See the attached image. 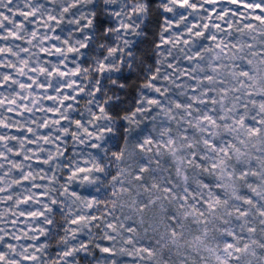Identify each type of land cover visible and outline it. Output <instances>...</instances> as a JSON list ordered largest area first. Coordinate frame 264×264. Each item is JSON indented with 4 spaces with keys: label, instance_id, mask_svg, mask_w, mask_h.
I'll return each mask as SVG.
<instances>
[{
    "label": "clouds",
    "instance_id": "clouds-1",
    "mask_svg": "<svg viewBox=\"0 0 264 264\" xmlns=\"http://www.w3.org/2000/svg\"><path fill=\"white\" fill-rule=\"evenodd\" d=\"M0 264H264V0H0Z\"/></svg>",
    "mask_w": 264,
    "mask_h": 264
},
{
    "label": "snow or ice",
    "instance_id": "snow-or-ice-1",
    "mask_svg": "<svg viewBox=\"0 0 264 264\" xmlns=\"http://www.w3.org/2000/svg\"><path fill=\"white\" fill-rule=\"evenodd\" d=\"M105 251H107V249H105Z\"/></svg>",
    "mask_w": 264,
    "mask_h": 264
}]
</instances>
